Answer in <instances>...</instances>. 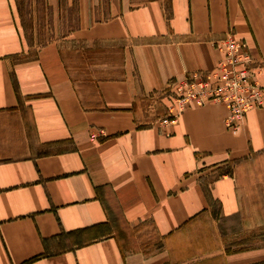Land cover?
<instances>
[{"label": "crops", "instance_id": "0c3cea01", "mask_svg": "<svg viewBox=\"0 0 264 264\" xmlns=\"http://www.w3.org/2000/svg\"><path fill=\"white\" fill-rule=\"evenodd\" d=\"M59 1L37 10L53 29ZM76 7L75 26L39 43L17 0H0V264L263 263L264 248L226 253L220 238L245 206L226 168L264 155V106L236 129L219 103L165 123L138 111L141 97L216 70L227 35L264 60V0ZM97 43H122L120 76L80 86L65 54Z\"/></svg>", "mask_w": 264, "mask_h": 264}, {"label": "rangeland", "instance_id": "374dc122", "mask_svg": "<svg viewBox=\"0 0 264 264\" xmlns=\"http://www.w3.org/2000/svg\"><path fill=\"white\" fill-rule=\"evenodd\" d=\"M102 1L104 3L105 0ZM147 1L150 0H130V5L136 6ZM59 3L62 10L61 18H59V26L53 29L51 19L46 23L44 13L37 11L44 4V0H17L25 33L29 40L32 37H37V41L42 43L52 39L55 35L59 36L61 33L69 31L68 28L61 27V23L69 27L76 25L77 0H60ZM121 44L97 43L93 47L80 44L66 52V62L74 81L78 85L84 86L88 85V81H92V78L96 80L119 77L123 61L119 54L122 48ZM93 65H97V67ZM102 65H106V67ZM175 90L173 86L170 91L156 92L141 97L140 110L138 111L140 121L150 122L159 118L160 121L169 120L173 114H179L186 107L187 102L181 101L184 99L185 92L184 94L176 93ZM162 99H164L163 102ZM180 107H183L181 111H179ZM228 167L226 172L232 175L234 173L245 206L240 224L232 223V221L224 224L220 238L224 245V251L233 253L264 248V155L242 161L240 164L234 162ZM211 246L213 244L210 245V248ZM211 264H217V262L214 260ZM256 264H264V261Z\"/></svg>", "mask_w": 264, "mask_h": 264}, {"label": "built area", "instance_id": "2783aa9c", "mask_svg": "<svg viewBox=\"0 0 264 264\" xmlns=\"http://www.w3.org/2000/svg\"><path fill=\"white\" fill-rule=\"evenodd\" d=\"M217 50L222 57L216 62V70L193 73L174 87L176 93L185 92L181 101L187 102L186 106H202L208 102L223 104L227 109L226 128L236 129L246 113L264 106V82H258L264 60H254L247 45L231 35L219 42Z\"/></svg>", "mask_w": 264, "mask_h": 264}]
</instances>
